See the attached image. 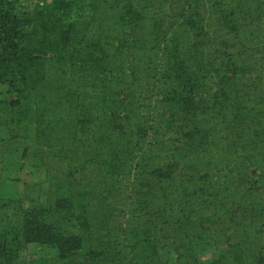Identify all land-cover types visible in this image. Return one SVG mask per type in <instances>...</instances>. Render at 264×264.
<instances>
[{
    "label": "trees",
    "instance_id": "16d2710c",
    "mask_svg": "<svg viewBox=\"0 0 264 264\" xmlns=\"http://www.w3.org/2000/svg\"><path fill=\"white\" fill-rule=\"evenodd\" d=\"M16 5L0 0V84L17 95L0 128L48 182L43 202L40 183L26 207L0 201V264L29 244L161 264L168 221L188 225L177 260L216 227L243 247L211 264H258L264 196L237 173L264 169V0H50L28 32Z\"/></svg>",
    "mask_w": 264,
    "mask_h": 264
},
{
    "label": "rangeland",
    "instance_id": "374dc122",
    "mask_svg": "<svg viewBox=\"0 0 264 264\" xmlns=\"http://www.w3.org/2000/svg\"><path fill=\"white\" fill-rule=\"evenodd\" d=\"M82 4H87L89 0H79ZM12 14L20 22L22 30L28 32L30 30L27 24L28 18L33 16L31 6L16 5ZM224 76L230 77L228 72L224 73ZM17 99V95L12 92L7 85L0 84V115L6 113L5 106L2 103L9 102ZM210 101L206 100V104ZM143 105H147L144 102ZM149 106H152L149 104ZM154 126H161L160 119L154 120ZM53 132L57 135H63L66 133V129L57 126ZM152 134V133H150ZM6 132L0 128V201L5 199L19 200L21 205L26 207L28 202L24 200L29 192V187L33 184H42V192L40 194V201L45 200V194L47 189V178L44 175V169L39 166V161L35 157L26 156L21 158V150L17 156L9 157L6 155L5 148L8 146ZM27 145L31 144V141L25 142ZM22 149V148H21ZM4 154V156H3ZM175 169L174 172H177ZM237 178L241 183L247 184L248 187L258 188L262 196H264V169H249L243 170L237 173ZM138 180L149 183V179L144 176H139ZM129 224H137L143 220V217L137 216L134 218L127 217ZM159 221L157 218L156 222ZM184 222L176 223L174 221H168L163 225L162 230L159 233V237L155 242L156 249L161 264H211L212 261L218 259L221 255L225 254L232 248L243 247L241 242L234 240L227 241L226 237L229 233H222L217 230L216 227H211V231L215 235L212 240L198 242L194 239H190L191 254L182 260H177L178 251L177 248L180 244V240L184 236V230H186ZM189 234L192 235L193 231L190 230ZM83 250L75 253V256L71 259L73 262H81V255ZM245 256H250L249 262L252 261V257L259 256V263L264 264V252H248ZM66 261V260H65ZM64 260H60L58 257V251L55 247L40 246L38 244H29L22 249L15 260L16 264H63ZM257 264V262L255 263Z\"/></svg>",
    "mask_w": 264,
    "mask_h": 264
},
{
    "label": "built area",
    "instance_id": "2783aa9c",
    "mask_svg": "<svg viewBox=\"0 0 264 264\" xmlns=\"http://www.w3.org/2000/svg\"><path fill=\"white\" fill-rule=\"evenodd\" d=\"M18 5L27 4L31 6L32 10H40L47 6L50 0H15Z\"/></svg>",
    "mask_w": 264,
    "mask_h": 264
},
{
    "label": "crops",
    "instance_id": "0c3cea01",
    "mask_svg": "<svg viewBox=\"0 0 264 264\" xmlns=\"http://www.w3.org/2000/svg\"><path fill=\"white\" fill-rule=\"evenodd\" d=\"M6 153V152H5ZM6 155H7V153H6ZM3 156H4V154H3Z\"/></svg>",
    "mask_w": 264,
    "mask_h": 264
}]
</instances>
